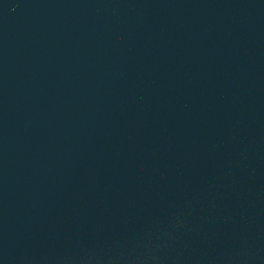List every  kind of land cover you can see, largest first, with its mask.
Returning <instances> with one entry per match:
<instances>
[{
    "label": "water",
    "instance_id": "95a60500",
    "mask_svg": "<svg viewBox=\"0 0 264 264\" xmlns=\"http://www.w3.org/2000/svg\"><path fill=\"white\" fill-rule=\"evenodd\" d=\"M0 264H264V0H0Z\"/></svg>",
    "mask_w": 264,
    "mask_h": 264
}]
</instances>
